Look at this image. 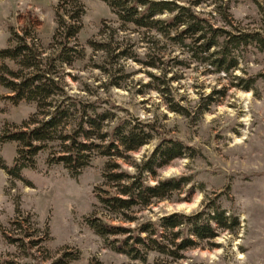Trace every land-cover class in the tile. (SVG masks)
Listing matches in <instances>:
<instances>
[{
	"label": "rangeland",
	"instance_id": "obj_1",
	"mask_svg": "<svg viewBox=\"0 0 264 264\" xmlns=\"http://www.w3.org/2000/svg\"><path fill=\"white\" fill-rule=\"evenodd\" d=\"M60 0H0V49L13 45L14 31L28 29L43 51L51 53L57 29L56 7ZM86 7L83 29L78 36L86 56L60 70L61 81L75 99L95 102L109 109L113 121L141 119L153 122L159 133L133 154L141 160L150 155L162 137L182 141L192 148L158 170V177L187 175L188 185L173 200L156 201L137 212L141 220H159L175 212L195 214L216 199L226 215L237 216L234 229L217 227L215 238H196L197 245L184 251V258L172 260L151 252L147 262L133 259L107 247L89 225L90 217H109L97 208V192L104 184L108 157L95 155L75 176L63 164H50V150L36 156V167L22 170L16 178L2 166H12L18 143L0 147V264H52L66 255L63 264H264V80L259 77L249 89L248 79L264 73V53L252 52L229 73L218 72L197 61L180 63L187 54L178 46L165 48L170 90L166 95L152 80L158 69L132 58L114 59L95 51L90 39H103L105 25L119 27L117 16L103 0H80ZM196 4L199 11L212 12L216 23L223 21L219 11L227 9L234 23L245 29L264 31V0H180ZM107 29V27L105 28ZM130 38L141 59L148 51L143 36L120 33ZM31 39V38H30ZM4 60H0V65ZM12 93L0 85V135L6 127H23L38 111L37 103L12 102ZM186 108L189 115L172 109ZM131 159V158H130ZM134 171L122 159H113ZM129 161V159H128ZM124 225H135L116 221Z\"/></svg>",
	"mask_w": 264,
	"mask_h": 264
},
{
	"label": "trees",
	"instance_id": "obj_2",
	"mask_svg": "<svg viewBox=\"0 0 264 264\" xmlns=\"http://www.w3.org/2000/svg\"><path fill=\"white\" fill-rule=\"evenodd\" d=\"M103 1L117 16L120 26L105 25L100 30L103 39H90L89 45L111 58L137 59L147 67L158 69L159 74L151 73V77L166 85L158 87L164 95L170 90L167 63L173 58H165L169 44L187 54L188 59L180 63L197 61L226 73L252 52L264 53V31L238 27L227 9L219 11L223 21L219 25L212 12L199 11L196 4H182L180 0ZM55 10L57 29L51 45L54 51H43L28 29L24 33L14 31L13 45L0 49V60H4L0 65V85L12 93L8 98L12 102H35L38 107L23 127H6L0 135V147L5 142L18 143L13 165L2 162V166L12 176L21 178L23 169L36 167V156L41 151L50 150L48 163L63 164L77 176L95 155L108 157L104 187L97 192L96 206L110 218L92 216L87 219L88 225L107 247L143 262H147L151 252L172 260L182 259L184 251L197 245L196 238H215L216 226L234 229L239 224L238 217L226 215L216 199L195 214L175 212L155 221L137 217V212L156 201L177 198L188 185L191 186L187 193H192L195 183L191 176L157 179L154 184L149 181L150 176L158 177V170L174 159L191 155L192 148L180 140L162 137L150 155L135 159L133 154L160 134L153 122L120 119L109 130L106 124L114 119L109 109H100L95 102L68 94L59 74L61 67L86 56L85 48L78 41L86 7L80 0H60ZM122 31L126 36H143L148 47L145 59L139 57L132 38L125 44L120 40ZM259 77L264 80V73L251 77L242 87L251 88ZM172 109L189 115L180 105L174 104ZM113 159H122L134 171ZM65 257L52 264H63ZM156 264L166 263L156 260Z\"/></svg>",
	"mask_w": 264,
	"mask_h": 264
}]
</instances>
